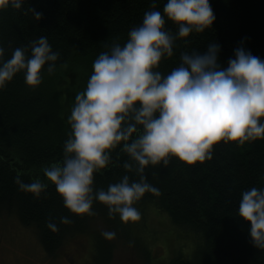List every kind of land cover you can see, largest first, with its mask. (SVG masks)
I'll return each instance as SVG.
<instances>
[{
	"label": "trees",
	"instance_id": "1",
	"mask_svg": "<svg viewBox=\"0 0 264 264\" xmlns=\"http://www.w3.org/2000/svg\"><path fill=\"white\" fill-rule=\"evenodd\" d=\"M165 3L156 0L155 7L162 11ZM210 3L216 15L213 25L202 33L178 38L173 56L162 60L161 72L177 66L182 51H203L209 41L221 44L220 59L225 65L241 42L264 58V0ZM30 7L42 12V18L36 20L27 11ZM152 7L153 0H25L21 9L0 10V43L6 49V59L14 48L40 35L47 36L53 50L60 53L57 70L51 75L45 71L39 86L27 85L23 73H18L0 90V212L32 227L51 255L61 254L64 248L75 253L82 237L91 234L97 240L92 260L109 264L116 244L104 237L102 230L115 231L116 238H127L134 231L131 221L123 222L118 214L109 217L102 202L94 203L95 215L76 214L64 205L54 183L48 181L46 193L36 197L21 190L15 177L19 173L25 182L46 179L43 167L62 159L70 130L67 117L76 93L86 87L94 59L113 41L123 44L129 30L142 23L145 11ZM166 27L177 30L171 20ZM117 152L119 148L113 157L119 164L96 173L95 187L107 189L127 171L123 162L128 155L120 153L117 157ZM146 172L159 194L146 193L135 205L152 207L166 216L193 246L191 255L179 250L172 257L158 259L157 264H264V249L251 242L250 221L238 215L242 190L264 187V139L244 145L221 140L213 146L211 159L188 163L173 156L168 166H149ZM63 216L71 223L61 222ZM49 220L58 230L48 227ZM154 256L148 254L147 262L156 264Z\"/></svg>",
	"mask_w": 264,
	"mask_h": 264
},
{
	"label": "clouds",
	"instance_id": "2",
	"mask_svg": "<svg viewBox=\"0 0 264 264\" xmlns=\"http://www.w3.org/2000/svg\"><path fill=\"white\" fill-rule=\"evenodd\" d=\"M24 2L0 0V10L21 9ZM155 3L123 44L113 41L94 59L86 87L76 93L67 117L70 130L62 159L43 167L46 179L25 182L18 173L21 190L40 197L50 181L76 214L95 215L93 205L99 201L109 217L118 214L123 222H134L142 215L136 202L146 193L159 194L148 179L149 166L166 167L173 156L188 163L211 159L221 140L244 145L264 139V58L241 42L225 65L221 44L209 41L203 51H182L179 64L161 72L160 64L173 56L177 39L204 32L216 15L210 0H166L162 11ZM27 11L36 20L43 16L33 7ZM169 20L176 31L166 27ZM5 52L0 43V90L18 73L27 85L39 86L45 71L51 75L57 70L60 56L45 35L14 48L10 58ZM117 148V157H129L123 162L127 171L107 189L95 187L96 173L119 164L113 157ZM238 215L250 221L251 242L264 249V187L242 190ZM60 220L71 223L67 216ZM48 227L58 230L51 220ZM102 235L111 239L116 232L102 230Z\"/></svg>",
	"mask_w": 264,
	"mask_h": 264
},
{
	"label": "rangeland",
	"instance_id": "3",
	"mask_svg": "<svg viewBox=\"0 0 264 264\" xmlns=\"http://www.w3.org/2000/svg\"><path fill=\"white\" fill-rule=\"evenodd\" d=\"M137 208L142 213L141 218L131 221L136 234L131 232L127 238H111L116 246L109 264H151L147 262L148 254L155 255L157 264L158 259L172 257L179 250L191 255L192 242L182 237L166 216L152 207ZM82 238L83 241L77 243L79 248L75 246L78 253L64 248L61 254L51 255L43 249L32 227L22 225L14 215L0 212V264H92L91 251L96 252L97 240L91 234ZM99 260H102L101 253Z\"/></svg>",
	"mask_w": 264,
	"mask_h": 264
}]
</instances>
